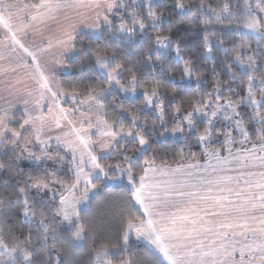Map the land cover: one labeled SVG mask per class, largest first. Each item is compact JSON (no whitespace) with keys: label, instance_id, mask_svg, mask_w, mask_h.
<instances>
[{"label":"snow or ice","instance_id":"1","mask_svg":"<svg viewBox=\"0 0 264 264\" xmlns=\"http://www.w3.org/2000/svg\"><path fill=\"white\" fill-rule=\"evenodd\" d=\"M138 3L0 0V264H264V0Z\"/></svg>","mask_w":264,"mask_h":264},{"label":"trees","instance_id":"2","mask_svg":"<svg viewBox=\"0 0 264 264\" xmlns=\"http://www.w3.org/2000/svg\"><path fill=\"white\" fill-rule=\"evenodd\" d=\"M234 2L236 3V6L239 7L241 0H234ZM167 3H168V0H158V1H156L154 3V5H159V6H162L163 7ZM140 9H142V8H140ZM186 14H187V12L179 13V15H181V16H184ZM175 18H177V17L174 15L172 17V19L174 20ZM166 23H167V21H166ZM214 27H215V29H216L217 32L223 33L226 38H231V39L246 38V39L252 41V44L256 43L257 42V39H259L260 43L261 44H264V36H259V34H254L252 32L245 31L244 29L237 27L236 24H233L231 26L225 27V26H223L221 24L214 23ZM186 35H187L188 38L184 42L185 45L189 49L194 48L195 45L193 44V41H198V39H199L198 34L195 31H193L191 33H186ZM148 37H149V33L146 32L143 36H140L135 43L138 44V45H140V46H143V44L148 40ZM128 47H131V44H129ZM158 51L162 55L167 56L169 60H173V56L172 55H169L170 49L165 50V51L158 49ZM263 51H264V48H263ZM198 55L200 56V58L197 61V63L199 64V66L201 68L205 69L208 72L209 78H211L214 75V73H213L212 69L209 67V64L206 63V61H209V59H210L209 56L207 54H198ZM218 55H221L222 56L223 53H218ZM174 62H176V61H174ZM146 67L148 69V71H147L146 74L147 75H151V66L150 65H146ZM165 71H166V69H161L158 66V68H157V74L159 75V77L161 79L164 78V72ZM240 72H241V75L243 76V75L246 74L247 69H241ZM186 83L189 84L190 88L194 84L193 81H186ZM201 87L203 88V85H201ZM124 100L125 101H129L131 99H126L124 97ZM169 139L171 140V143H172V147L173 148H175L181 142L180 139L179 140H174L171 137H169ZM7 187H8L7 185L0 184V190L6 189ZM111 191L112 192H119L120 191V188L114 186L111 189ZM5 194H6V192H5Z\"/></svg>","mask_w":264,"mask_h":264},{"label":"rangeland","instance_id":"3","mask_svg":"<svg viewBox=\"0 0 264 264\" xmlns=\"http://www.w3.org/2000/svg\"><path fill=\"white\" fill-rule=\"evenodd\" d=\"M158 1V0H152L153 4ZM136 7L138 8H143L144 7V0H139V3L136 5ZM253 47H256V43L253 44ZM165 51V49H160ZM261 51H263V48L260 49ZM126 99H132L130 96H126ZM174 140H179V137H171Z\"/></svg>","mask_w":264,"mask_h":264}]
</instances>
